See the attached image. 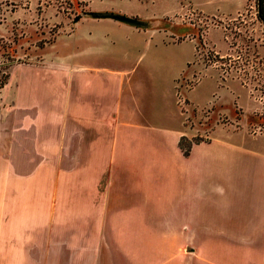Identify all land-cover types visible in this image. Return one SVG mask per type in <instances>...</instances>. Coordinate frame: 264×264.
Masks as SVG:
<instances>
[{
    "label": "crops",
    "instance_id": "1",
    "mask_svg": "<svg viewBox=\"0 0 264 264\" xmlns=\"http://www.w3.org/2000/svg\"><path fill=\"white\" fill-rule=\"evenodd\" d=\"M60 40L0 85V264H161V221L189 240L254 241L264 264V152L226 151L236 135L185 155L180 79L197 67L183 43L133 64V43L103 57L63 39L60 56Z\"/></svg>",
    "mask_w": 264,
    "mask_h": 264
},
{
    "label": "rangeland",
    "instance_id": "2",
    "mask_svg": "<svg viewBox=\"0 0 264 264\" xmlns=\"http://www.w3.org/2000/svg\"><path fill=\"white\" fill-rule=\"evenodd\" d=\"M95 12L126 14L146 26L118 25L109 17H93ZM118 26L121 30H111ZM58 38L60 56L63 39L70 46L66 54L84 50L88 39L103 57L122 56L119 52L133 43V64L161 54L164 43H183L176 55L195 58L197 67L193 78L180 79L185 137L199 144L240 135L246 142L226 151L264 152V23L256 0H0V82L11 64L38 62ZM187 90H194V101ZM180 226L161 221V264L253 263L254 241L189 240Z\"/></svg>",
    "mask_w": 264,
    "mask_h": 264
},
{
    "label": "trees",
    "instance_id": "3",
    "mask_svg": "<svg viewBox=\"0 0 264 264\" xmlns=\"http://www.w3.org/2000/svg\"><path fill=\"white\" fill-rule=\"evenodd\" d=\"M257 9H258V16L260 20L264 23V0H256ZM5 81H1L0 85H2ZM262 119L264 120V115L262 116ZM264 124V122L262 123ZM193 144L191 140L187 139L186 137H183L181 140V148L185 155H189L191 152V149L193 147Z\"/></svg>",
    "mask_w": 264,
    "mask_h": 264
},
{
    "label": "water",
    "instance_id": "4",
    "mask_svg": "<svg viewBox=\"0 0 264 264\" xmlns=\"http://www.w3.org/2000/svg\"><path fill=\"white\" fill-rule=\"evenodd\" d=\"M93 17H109L110 19L118 20L121 22L129 23V24H135V25H142L141 22L137 21L136 19L123 16V15H117V14H105V15H100L98 13H92L91 14Z\"/></svg>",
    "mask_w": 264,
    "mask_h": 264
}]
</instances>
